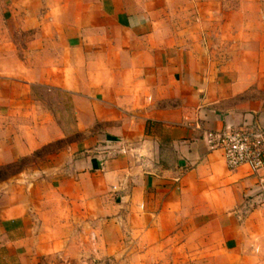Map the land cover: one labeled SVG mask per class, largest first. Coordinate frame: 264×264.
Returning a JSON list of instances; mask_svg holds the SVG:
<instances>
[{
    "label": "crops",
    "instance_id": "1",
    "mask_svg": "<svg viewBox=\"0 0 264 264\" xmlns=\"http://www.w3.org/2000/svg\"><path fill=\"white\" fill-rule=\"evenodd\" d=\"M2 1L0 264H264V169L208 144L264 131V68L177 37L179 0Z\"/></svg>",
    "mask_w": 264,
    "mask_h": 264
},
{
    "label": "rangeland",
    "instance_id": "2",
    "mask_svg": "<svg viewBox=\"0 0 264 264\" xmlns=\"http://www.w3.org/2000/svg\"><path fill=\"white\" fill-rule=\"evenodd\" d=\"M2 4L0 0V7ZM175 7V22L194 21L199 27L194 34L177 37L202 44L211 58L227 69L252 73L264 68V0H179ZM7 26L0 15V41L4 44L10 40V34L5 33ZM89 253L84 250L83 255ZM86 258L60 259L53 264H90V258L85 262Z\"/></svg>",
    "mask_w": 264,
    "mask_h": 264
},
{
    "label": "built area",
    "instance_id": "3",
    "mask_svg": "<svg viewBox=\"0 0 264 264\" xmlns=\"http://www.w3.org/2000/svg\"><path fill=\"white\" fill-rule=\"evenodd\" d=\"M208 144L223 152L230 171L245 166L256 172L264 169V131L257 127L242 126L209 134Z\"/></svg>",
    "mask_w": 264,
    "mask_h": 264
}]
</instances>
